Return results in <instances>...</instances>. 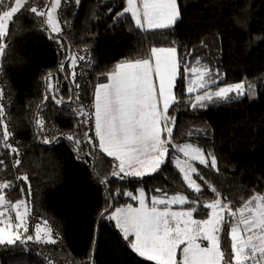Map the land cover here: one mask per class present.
Returning a JSON list of instances; mask_svg holds the SVG:
<instances>
[{
  "label": "trees",
  "instance_id": "trees-1",
  "mask_svg": "<svg viewBox=\"0 0 264 264\" xmlns=\"http://www.w3.org/2000/svg\"><path fill=\"white\" fill-rule=\"evenodd\" d=\"M178 5L180 18L172 28L161 30H137L130 17L118 18L125 0H79L71 6L64 2L68 25L58 35L49 32L45 18L24 10L10 22L0 64L8 91L4 120L18 143L21 163L13 167L17 156L1 152L0 182L12 184L5 190L9 199L32 201L28 234L34 235L35 226L46 220L54 238L56 234L59 238L54 245L35 241L0 245V264H155L136 254L108 219L115 208L136 205L137 200L125 193L135 196L143 189L151 203L157 189H165L206 204L215 199L210 185L225 202L231 201L233 210L253 194H264V0H178ZM153 47H176L181 65L175 87L181 102L168 111L175 118L173 142L198 146L217 160L218 172L197 165L203 177L202 181L194 175L202 188L199 194L186 187L171 159L154 174L122 180L110 176L117 163L114 158L83 142L77 153L67 139L75 134L82 139L87 131L95 143L94 131H89L93 122L82 123L86 117L76 111L81 106L86 112L90 109L71 78L70 55L86 58L87 69L78 79L94 93L116 64L146 58ZM196 59L212 70L211 79L217 81L211 85L213 91L245 82L246 91L251 83L255 95L191 108L186 94L190 77L184 67L195 66ZM49 73L62 104H55L51 96L44 101ZM38 109L45 122L43 132L35 125ZM45 138L52 142L43 143ZM174 155L171 149L169 158ZM23 175L27 181L17 179ZM105 176L107 185L100 183ZM209 213L199 207L193 215L203 220ZM221 247L227 258V227Z\"/></svg>",
  "mask_w": 264,
  "mask_h": 264
},
{
  "label": "snow or ice",
  "instance_id": "snow-or-ice-1",
  "mask_svg": "<svg viewBox=\"0 0 264 264\" xmlns=\"http://www.w3.org/2000/svg\"><path fill=\"white\" fill-rule=\"evenodd\" d=\"M31 0H0V57L3 56L7 44L4 37L8 35L9 23H14V17L22 10L43 17L44 24L51 34H59L62 29L57 10L61 0H48L46 10H38L35 6L26 7ZM78 4L79 0H75ZM126 6L118 18L128 16L137 30H161L172 28L180 18L178 0H125ZM86 51V49H85ZM72 68L71 78L75 82V68L83 56L75 54L69 57ZM180 61L176 47L150 49L146 58L122 61L116 64L112 71L105 74L107 83H100L94 92L92 111L86 112L81 106L77 114L86 117L82 123L93 122L89 131H94L93 137L86 131L82 139L68 136L73 141L75 151L79 153L81 143L98 148L107 157L117 162L110 176L119 179L143 178L156 173L166 160L174 161V167L181 174L182 181L194 194L202 191L201 185L193 179V175L203 181L194 163L209 167L218 172L216 157L198 146L190 143L176 145L173 143L175 118L167 113L170 108L181 102L175 94V85L180 75ZM184 70L189 75L186 94L193 109L204 108L208 102L227 101L244 95H255L251 83H235L226 87H218L215 91L211 85L217 81L211 79L212 70L195 60V66L185 64ZM60 71H64L61 63ZM53 74L49 73L48 91L44 96L46 102L51 96L57 105L64 103L63 98H57L58 87L51 83ZM79 88V85H76ZM233 94L230 96L229 94ZM4 91L0 88V101ZM71 100V97L69 98ZM78 100V95L76 96ZM42 108V105L40 106ZM4 105L0 103V147L10 153L19 155V149L8 143L11 133L4 122ZM38 132L44 131V120L39 116L35 120ZM191 135V133L189 134ZM56 137H53L55 140ZM43 143H51L44 139ZM169 146L175 152L182 154L169 158ZM91 155V152L88 153ZM79 158V156H78ZM21 161L16 159L13 167H18ZM0 165L3 161L0 160ZM100 176V173H95ZM108 176L100 179L107 185ZM24 181L27 175L17 177ZM205 184L207 182L205 181ZM12 187L10 182H0V245L13 246L18 242L24 244L35 241L42 244H56L58 234L53 236V229L46 220L37 224L34 235L28 234V217L31 208L24 199L15 203L8 201L5 190ZM215 199L210 203L198 204L196 200L189 201L181 194L171 197L161 193L160 197H152L151 207L145 202V193L140 190L139 197L131 192L125 193L139 200V207L128 204L115 208L108 219L115 221L123 239L129 241V247L140 257H145L155 264H264V194H253L242 201L241 206L233 210L231 201L221 198L215 187L210 186ZM29 194L31 186L28 185ZM22 191V189H21ZM159 192L160 190L157 189ZM191 205L189 210H172L173 205ZM163 205V208L158 207ZM199 207L210 210L206 219L193 218ZM107 212V209L104 210ZM104 212L101 215H104ZM227 227L229 253L226 258L221 247V234ZM130 237L134 239L130 240ZM207 242V246H202ZM181 245L182 257L177 260V250ZM52 264V261H48Z\"/></svg>",
  "mask_w": 264,
  "mask_h": 264
},
{
  "label": "rangeland",
  "instance_id": "rangeland-1",
  "mask_svg": "<svg viewBox=\"0 0 264 264\" xmlns=\"http://www.w3.org/2000/svg\"><path fill=\"white\" fill-rule=\"evenodd\" d=\"M10 3H9V5H11V2H12V0H8ZM74 1L75 0H61V4H60V7H59V9L57 10V13H56V15H57V17H58V20H59V22H60V25H61V29H62V31L66 28V26L68 25V22H67V14H68V10H65V9H62V4L65 2V3H67V5L68 6H71L73 3H74ZM48 3V0H31V2H30V4H28V5H26V7H30V6H35V7H37V9L38 10H46V4ZM23 11V10H22ZM18 15V14H17ZM10 24V23H9ZM61 31V32H62ZM60 32V33H61ZM59 33V34H60ZM55 35H58V34H55ZM79 56H81V55H79ZM84 57V56H83ZM1 59H2V57H0V64H1ZM87 60H86V58L84 57V60H78V62H77V66H76V68H75V72H76V75H75V82H77L78 83V85H79V87H80V91H81V93H80V96L82 97V98H84L85 100H86V103H85V105L84 106H86V105H88L89 107V109H90V112L92 111V105H93V103H94V93H90L89 91H86L87 90V87L86 86H83V84H82V80H81V77L78 79V75H80V76H82V74H83V69L85 68V69H87ZM80 71V74L78 73ZM87 71V70H86ZM78 73V74H77ZM178 79V78H177ZM176 82H177V80H176ZM103 83H107V80L105 81V82H103ZM175 87H176V85H175ZM0 88H3V91H4V96H3V100L1 101V103H3V105H4V102H5V97H6V95H8V91H6V88H5V86L3 85V82H2V79H1V66H0ZM170 110V109H169ZM168 114V113H167ZM4 122L5 123H7L6 122V120H4ZM7 126H8V124H7ZM8 131L11 133V135L9 136V138H8V143L9 144H11L13 147H16V148H18L19 149V147H18V143H17V141L14 139V136H13V133H12V131H11V129L9 128V126H8ZM73 136V135H72ZM75 137L76 138H79L80 139V135H76L75 134ZM94 140V139H93ZM174 143V142H173ZM175 144V143H174ZM183 145V144H182ZM171 149H173V147L172 146H169V155H170V153H171ZM174 150V149H173ZM3 151H7L6 149H4V148H2V147H0V153L1 152H3ZM9 151V150H8ZM14 155H16L17 156V154H15V153H13ZM174 154L175 155H178V156H180V158L181 159H183V156H182V154H179L178 152H175L174 151ZM17 159H20V151H19V155L17 156ZM199 163L198 162H196V163H194V166L197 168V165H198ZM193 179L195 180V178H194V175H193ZM141 190V189H140ZM140 190H138V192H137V194H135V196L134 197H139V195H140ZM144 191V190H143ZM167 193V196L168 197H171L172 195H175V194H181V195H184V196H186L187 197V195H185V194H183V193H180V192H174V191H167V190H165V189H160V191L158 192H156V193H154L153 194V196L152 197H160L161 196V193ZM144 193H145V202H146V204L149 206V207H151V203H149V201H148V199H147V196H146V192L144 191ZM5 195H6V197H7V199H8V201H10L11 203H15L16 201H14V200H11V199H9L8 198V196H7V194H6V191H5V193H4ZM258 194H261V193H258ZM152 197H151V199H152ZM188 198V197H187ZM27 202H28V205H29V207L31 208V214H32V210H33V204H32V201L30 200V199H25ZM137 200V203H136V205H132L133 207H139V200L138 199H136ZM127 206V205H126ZM121 207H124V206H121ZM158 207H160V208H163L164 206L163 205H158ZM172 210H174V211H180V210H189V209H187L186 207H184V206H179V205H173L172 206ZM193 218L194 219H196L195 217H194V215H193ZM28 220H29V217H28ZM198 220V219H197ZM114 221V220H113ZM115 222V221H114ZM133 239H134V237H133ZM201 243H202V246H207V242H203V241H201ZM184 247V245H181V247H180V249H178L177 250V258H178V261L181 259V257H182V251H181V249ZM180 252V253H179ZM180 255H179V254Z\"/></svg>",
  "mask_w": 264,
  "mask_h": 264
},
{
  "label": "crops",
  "instance_id": "crops-1",
  "mask_svg": "<svg viewBox=\"0 0 264 264\" xmlns=\"http://www.w3.org/2000/svg\"><path fill=\"white\" fill-rule=\"evenodd\" d=\"M179 254V253H178ZM177 260H178V258H177Z\"/></svg>",
  "mask_w": 264,
  "mask_h": 264
}]
</instances>
